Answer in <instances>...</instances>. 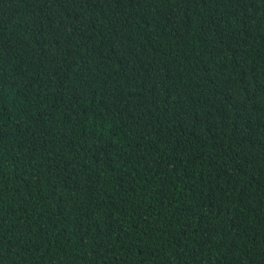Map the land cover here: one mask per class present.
<instances>
[{"label": "trees", "instance_id": "1", "mask_svg": "<svg viewBox=\"0 0 264 264\" xmlns=\"http://www.w3.org/2000/svg\"><path fill=\"white\" fill-rule=\"evenodd\" d=\"M0 264H264V0H0Z\"/></svg>", "mask_w": 264, "mask_h": 264}]
</instances>
